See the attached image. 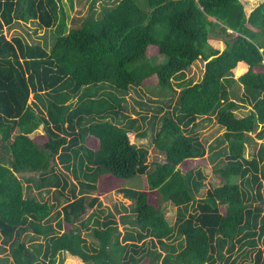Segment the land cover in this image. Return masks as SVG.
<instances>
[{
  "label": "trees",
  "instance_id": "obj_1",
  "mask_svg": "<svg viewBox=\"0 0 264 264\" xmlns=\"http://www.w3.org/2000/svg\"><path fill=\"white\" fill-rule=\"evenodd\" d=\"M244 2L119 0L98 18L72 16L69 28L61 0H0V251L12 258L0 255V264H62L63 253L66 264L77 257L85 264H264V0ZM29 21L57 30L50 49L3 33ZM211 34L224 41L222 51ZM156 56L166 59L155 63ZM195 61L204 64L201 79L182 82ZM179 79L172 110L151 116V124L160 119L153 144L165 159L148 172L149 152L133 141L145 132L135 133L137 117L122 113L124 95L134 87L174 92ZM239 105L250 106L246 115H236ZM211 116L224 128L225 145L210 156L225 154L214 169L223 182L198 196L204 170L177 166L205 157L193 128ZM39 126L43 143L29 136ZM256 130L262 142L247 158ZM27 172L24 185L18 174ZM135 175H145L147 189H119L133 212L122 234L112 212L84 218L100 205L92 192ZM51 189L55 202L42 196ZM59 197L64 203L54 211ZM167 203L176 207L173 225ZM90 221L95 242L76 226L89 230Z\"/></svg>",
  "mask_w": 264,
  "mask_h": 264
},
{
  "label": "rangeland",
  "instance_id": "obj_2",
  "mask_svg": "<svg viewBox=\"0 0 264 264\" xmlns=\"http://www.w3.org/2000/svg\"><path fill=\"white\" fill-rule=\"evenodd\" d=\"M64 8L69 13V19H68V26L69 28L72 26V23L70 21V18L72 16H77L82 19H87L89 17L98 18L101 14V11L105 7H112L117 4L119 0H73L72 8L69 6L68 0H61ZM259 1L263 0H245L249 5L252 6L254 3H259ZM244 2V3H245ZM3 33L5 36L9 39L13 35H20L25 40L31 42V43H40L43 45L46 49H50L53 45L56 37H57V30L53 28H42L38 25L36 21H29L27 23H19L12 24L11 26L4 27ZM209 43L217 48L219 51H222L225 48V43L223 40L220 39V37L216 36L215 34L210 35ZM155 59H152L155 63H162L165 61V56H156ZM204 70V64L200 61H195L189 68H187L183 75L180 77L182 78V82H197L201 79L202 74ZM180 82L179 80H173L172 86L174 88V92L171 91V87L168 86L165 89H161L160 92L162 94L157 95L148 92L146 89L142 87H134L128 94L125 96V101L123 104H125L126 109L122 110V113H127L130 118L137 117V123L139 125V129L135 130V133L138 132H145V137H139L138 134L134 136L133 141L138 146L145 147L149 152V161H150V168L148 169V172L151 171L154 168L155 162H160L165 159L164 153L159 150L155 145L153 144V138L160 126V119L157 118L153 124H151V116L153 114L157 116H161L166 111H171L173 108V105L175 103V98L177 96V92L180 90L178 85L176 84ZM186 83V82H185ZM190 83V82H189ZM234 89L236 90L235 98H239L240 93L243 91L239 88H241L240 85L237 83L233 85ZM164 92V94H163ZM30 98H32V94L30 95ZM155 99H161L162 102L156 101L153 102ZM143 103V104H142ZM170 103L169 107L167 104ZM157 107L161 110L156 111ZM250 109V106L248 105H239L238 108L234 110L237 116H243L246 115L248 110ZM133 110H135L138 113H134ZM142 116H145V119H142ZM193 132L196 133L204 142L206 145V154L205 157L202 159L197 160H189L185 161L183 164H180L177 166V168L181 169L182 172H185L186 169L190 168H196L201 167L205 174V185L200 190L198 196L201 194L203 195L207 187H216L218 185H221L223 182V179L214 171L217 164L222 165L224 163L223 158L225 154H221L220 156H217L215 160H211L210 156L213 158L214 153L218 151L221 147H224L225 142L221 141L222 136L224 133V128L220 127L219 124L216 121V118L214 116H211V119L206 118H198L196 119V125L193 128ZM254 131L253 133L249 134V137L247 139V142L245 143V149H244V155L247 158H251L256 150L258 149L259 144L262 142L261 139H258ZM31 138H34V140L37 143H43L45 142L46 138L44 136V129L42 126H39L38 129H36L33 133L29 135ZM57 169L63 170L62 167L59 165L56 166ZM64 171V170H63ZM66 173V171H65ZM32 173H23L18 174L19 176H24V180L22 178L23 184H27L26 178L29 177ZM69 180L72 182V176L71 174L67 175ZM106 187L108 185V189L103 193L98 192H92V195L98 196L100 200V205L89 208L84 215V218L87 219L89 215H92V221L96 219L97 217L99 219H102L105 217L109 212L114 213L115 218L118 220V230L122 234L125 228L127 226L131 225V219H133V212L131 210V202L128 198H126L122 192H120V188H134V189H147V182L145 175H135L131 176L129 178H114L112 182L105 183ZM37 190H33V194L36 197H39L37 194ZM54 195L53 189H51L49 192H42V196L44 199L48 200L49 202H55V199L52 197ZM60 203L56 207H54V211L58 210L64 203L63 197L58 198ZM149 200L153 203L154 199L152 194L149 195ZM56 199V203H57ZM263 206L264 210V185L262 186V200L260 202ZM128 215L125 222L122 221V216ZM164 216L169 222V224L173 225L175 218H176V207L171 204L167 203L164 207ZM120 220V222H119ZM92 221H90L89 230H85L84 228L80 227V223H76V226L80 228L82 234L86 237L88 242L96 241V239L92 236L91 227L95 226ZM54 223V220L52 221ZM65 229H68V225H65ZM29 236L31 235H25L23 239L26 241V243H29ZM264 238V235H263ZM181 239H170V241H173L174 243L180 241ZM0 244H1V238H0ZM121 247L118 246L117 250L120 252ZM0 255H5L8 257L10 261H12L11 256L9 255V249H6L4 251H0ZM70 255L68 253H63L61 257L63 258L62 264L67 263V258ZM78 258V257H77ZM75 259L73 263L70 264H85L83 261L78 258ZM59 260V257L57 258V261ZM147 260L144 259L140 264H146Z\"/></svg>",
  "mask_w": 264,
  "mask_h": 264
},
{
  "label": "water",
  "instance_id": "obj_3",
  "mask_svg": "<svg viewBox=\"0 0 264 264\" xmlns=\"http://www.w3.org/2000/svg\"><path fill=\"white\" fill-rule=\"evenodd\" d=\"M235 36V35H234Z\"/></svg>",
  "mask_w": 264,
  "mask_h": 264
}]
</instances>
